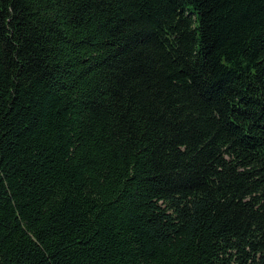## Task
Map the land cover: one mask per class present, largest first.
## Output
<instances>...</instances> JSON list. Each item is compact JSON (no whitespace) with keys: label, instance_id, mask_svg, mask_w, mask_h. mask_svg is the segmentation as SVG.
<instances>
[{"label":"trees","instance_id":"16d2710c","mask_svg":"<svg viewBox=\"0 0 264 264\" xmlns=\"http://www.w3.org/2000/svg\"><path fill=\"white\" fill-rule=\"evenodd\" d=\"M0 264H264V0H0Z\"/></svg>","mask_w":264,"mask_h":264}]
</instances>
